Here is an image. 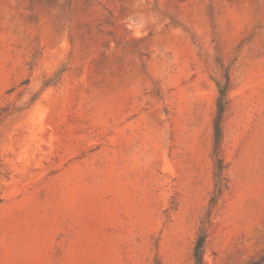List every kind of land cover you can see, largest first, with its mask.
<instances>
[{
	"label": "rangeland",
	"instance_id": "obj_1",
	"mask_svg": "<svg viewBox=\"0 0 264 264\" xmlns=\"http://www.w3.org/2000/svg\"><path fill=\"white\" fill-rule=\"evenodd\" d=\"M264 252V0H0V264Z\"/></svg>",
	"mask_w": 264,
	"mask_h": 264
},
{
	"label": "trees",
	"instance_id": "obj_2",
	"mask_svg": "<svg viewBox=\"0 0 264 264\" xmlns=\"http://www.w3.org/2000/svg\"><path fill=\"white\" fill-rule=\"evenodd\" d=\"M224 82L218 83V98H217V114L214 120V152L216 155V171L215 179L216 185L213 196L210 199V204L208 207V212L206 217L202 221V225L198 231L194 248H193V258L194 264H204V249L208 237L210 218L212 216V211L218 204L219 199L223 193V172L225 169L224 160L221 156V148L223 141V119L226 113L227 106L229 104L228 92L231 86V77L228 72L224 75ZM245 264H264V252L255 258L250 259Z\"/></svg>",
	"mask_w": 264,
	"mask_h": 264
}]
</instances>
